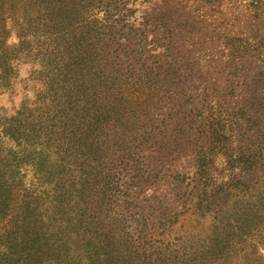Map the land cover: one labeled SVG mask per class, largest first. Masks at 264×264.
Masks as SVG:
<instances>
[{
	"label": "rangeland",
	"instance_id": "obj_1",
	"mask_svg": "<svg viewBox=\"0 0 264 264\" xmlns=\"http://www.w3.org/2000/svg\"><path fill=\"white\" fill-rule=\"evenodd\" d=\"M77 49L100 78L101 189L75 209L111 231L99 257L129 263L142 231L173 263H264V0H0V181L52 182L51 162L16 155L23 139L54 140L67 107L47 90L61 83L48 55L68 64ZM151 244L131 264H156ZM87 249L76 239L63 263Z\"/></svg>",
	"mask_w": 264,
	"mask_h": 264
},
{
	"label": "trees",
	"instance_id": "obj_2",
	"mask_svg": "<svg viewBox=\"0 0 264 264\" xmlns=\"http://www.w3.org/2000/svg\"><path fill=\"white\" fill-rule=\"evenodd\" d=\"M78 38L80 39L79 35ZM87 52L75 50L71 56L72 62L68 64L63 62L64 57H67L64 53L55 52L56 58L48 55L54 60L51 65L56 71L55 76H61V83L59 90L55 84L59 79L51 80L47 90L52 91L54 95L60 93L59 97L64 99L67 108H63L62 105L55 107L56 116L52 120L56 122L57 127H52L53 122L50 125L47 123L50 131L53 130L51 134H54V140L50 137L48 140L44 138L40 143L38 139L44 135L37 136L38 142L34 143H30L31 140L28 138L23 139L16 159L20 161L34 154L46 162V165L47 162H51L48 163L47 176L52 177V182L47 185L37 183L26 189L14 181H0V264H79L63 263L70 245L78 238H81L88 248L84 253L86 263L83 264H125L111 263L112 255L108 252L103 253L102 258L99 257L96 243L102 237H106L109 243L111 231L99 229L95 217L90 218L88 223L82 221L77 217L75 210L84 191L101 189L98 183L101 177L97 163V135L100 126L97 88L100 78L92 66L94 58H86ZM58 69L60 70L57 71ZM43 122H47V119ZM34 128L35 126L32 127ZM44 129L41 123L37 132H43ZM133 134L130 132L129 139ZM36 144L43 150L50 147L59 157L52 158L45 152L43 154L32 152L31 148ZM87 168L90 170L87 171ZM14 170L20 172L21 165L18 163ZM146 242L152 243L149 246L151 256H147H155L156 264H185L173 263L177 260L175 249H162L142 231L129 233L130 264L135 258L144 255L143 247ZM105 246L108 248L107 244ZM132 249L137 251L132 252ZM186 264L207 263L205 258H199L197 262Z\"/></svg>",
	"mask_w": 264,
	"mask_h": 264
}]
</instances>
